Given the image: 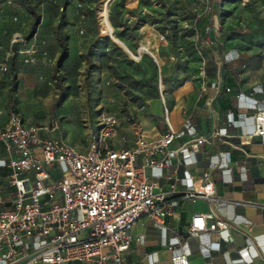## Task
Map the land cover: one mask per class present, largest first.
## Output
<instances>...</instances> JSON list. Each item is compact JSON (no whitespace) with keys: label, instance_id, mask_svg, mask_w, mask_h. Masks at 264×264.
Here are the masks:
<instances>
[{"label":"rangeland","instance_id":"374dc122","mask_svg":"<svg viewBox=\"0 0 264 264\" xmlns=\"http://www.w3.org/2000/svg\"><path fill=\"white\" fill-rule=\"evenodd\" d=\"M211 31L220 52L242 55L264 80V0H0L3 120L18 111L27 123L56 121L63 137L86 150L97 117L110 112L119 119L111 147L150 139L160 123L150 112L156 98L162 103L160 90L167 101L183 79L211 69ZM126 45L134 55L147 48L158 65L145 51L134 58Z\"/></svg>","mask_w":264,"mask_h":264},{"label":"built area","instance_id":"2783aa9c","mask_svg":"<svg viewBox=\"0 0 264 264\" xmlns=\"http://www.w3.org/2000/svg\"><path fill=\"white\" fill-rule=\"evenodd\" d=\"M141 51L158 65L154 54L142 45L137 55L130 54L139 58ZM5 69L0 65V72ZM205 100L209 103L211 98ZM166 114L164 108L165 130L159 137L138 135L134 145L114 148L110 143L119 119L102 112L88 134L87 149L81 150L58 132L56 121L51 125L27 124L20 112H9L0 127V144L7 155L1 165L10 169V190L3 199L9 207L0 209V264H73L85 260L123 264L132 239L130 226L142 216L161 223L173 214L168 193L156 192L144 172L146 167L169 168L176 156V150L169 146L177 130ZM253 126L243 143L264 135V106L254 113ZM219 134L213 131L214 136ZM204 142L203 137L195 138L185 147L197 150ZM186 181L191 190L184 197L214 199L215 186L207 171L197 183L188 174ZM232 229L233 224L209 208L192 214L188 234H230ZM170 264H189V260L184 253L172 254Z\"/></svg>","mask_w":264,"mask_h":264},{"label":"crops","instance_id":"0c3cea01","mask_svg":"<svg viewBox=\"0 0 264 264\" xmlns=\"http://www.w3.org/2000/svg\"><path fill=\"white\" fill-rule=\"evenodd\" d=\"M209 36L206 67L211 69L183 79L166 93L167 101L162 95V103L156 98L150 109L160 123L148 131V138L155 139L164 132V108L169 123L177 130L169 146L177 152L171 166L144 169L154 190L168 193L173 214L166 215L161 223L148 216L134 222L123 264H170L171 255L178 253L186 254L189 264H264V135L242 142L253 132L254 113L264 106V80L248 70L242 55L233 54L231 49L220 52L223 45L213 31ZM207 97L211 98L209 103ZM5 118L0 109V123H6ZM214 130L220 134L214 136ZM199 137L205 142L197 150L185 147ZM124 147L130 146H114ZM6 156L0 144V209L9 207L3 202L10 190V169L1 165ZM205 171L215 186L214 199L184 197L191 190L186 174L197 183ZM209 208L234 229L230 234L216 231L189 235L192 214ZM73 264L97 263L85 260Z\"/></svg>","mask_w":264,"mask_h":264},{"label":"trees","instance_id":"16d2710c","mask_svg":"<svg viewBox=\"0 0 264 264\" xmlns=\"http://www.w3.org/2000/svg\"><path fill=\"white\" fill-rule=\"evenodd\" d=\"M31 12L34 14V11L33 10H31ZM34 17H35V19H34V21H33V27H35V25L38 23V15H36V14H34ZM126 47H127V45H126ZM128 48V47H127ZM130 50V49H129ZM131 51V50H130ZM150 59L152 60V62L153 63H156L152 58H151V56H150ZM157 64V63H156ZM161 70V69H160ZM24 120V119H23Z\"/></svg>","mask_w":264,"mask_h":264},{"label":"water","instance_id":"95a60500","mask_svg":"<svg viewBox=\"0 0 264 264\" xmlns=\"http://www.w3.org/2000/svg\"><path fill=\"white\" fill-rule=\"evenodd\" d=\"M110 0H108V2H109ZM102 28H104V26L102 27ZM113 33V31H112V29H109L108 30V34L110 35V34H112ZM111 37V36H110ZM125 48L127 49V51L129 52V53H131V51L125 46Z\"/></svg>","mask_w":264,"mask_h":264},{"label":"bare ground","instance_id":"6f19581e","mask_svg":"<svg viewBox=\"0 0 264 264\" xmlns=\"http://www.w3.org/2000/svg\"><path fill=\"white\" fill-rule=\"evenodd\" d=\"M106 22H107V19L105 18V24H106ZM106 27H107V30L111 29L108 25H106ZM112 34H110L111 37H112ZM114 41L116 42L117 40H114ZM120 45H123V44H120Z\"/></svg>","mask_w":264,"mask_h":264}]
</instances>
